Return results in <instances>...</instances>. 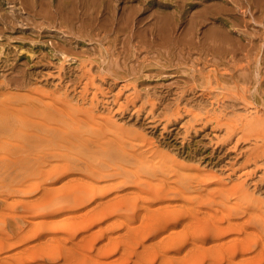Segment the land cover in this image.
I'll use <instances>...</instances> for the list:
<instances>
[{
    "label": "rangeland",
    "instance_id": "obj_1",
    "mask_svg": "<svg viewBox=\"0 0 264 264\" xmlns=\"http://www.w3.org/2000/svg\"><path fill=\"white\" fill-rule=\"evenodd\" d=\"M25 1L0 0V240L4 241L7 235L6 238L9 237L7 239H10L11 245L14 242L13 247L10 246L11 249L5 247L7 251L3 249L4 252L1 250L0 254L9 253L11 254L10 259L13 260L17 249H23L26 245L25 247L29 248L25 254V257L28 254L26 264L28 262V264H63L62 256L55 257L57 254L54 253L55 251L51 252L53 255L55 254V262H52L53 258L48 257L49 254L53 257L49 252L51 247H54L55 250L58 247L56 246L57 242H54L55 244L51 242V236H49V234L52 235V226L55 225L58 217L67 216L66 214L69 213L68 217H74L73 219L78 221L79 217L77 216L81 215L79 222L83 226L81 228H84L85 222L88 221L84 220L89 214V218L91 217L90 219L95 221L94 218L100 215H98V211L105 213L107 210L109 216H105V213L103 214L104 218L102 215L99 216L100 220L92 221L93 224L89 220V225L88 222L87 225L90 228L87 227V230L82 229L81 231L80 228L77 231V236L70 239V242L67 241L66 232L63 234L67 237L61 234L60 240L66 244L68 242L67 245L70 247L82 248V250L83 247L86 250L89 246H93L91 249L89 247L87 252L83 251L98 256H95L98 261L103 257L102 253H100L101 257L97 254L98 251H102L99 250L100 247L103 245V249L108 247V255H104L102 259L105 264H108L107 260L120 264L119 261L122 258L128 259L123 264L131 262V264H135L134 261L137 264H264V0H55L58 4L54 0H41L40 4L37 2L38 0ZM238 1L240 2L238 3ZM228 9L231 10L228 11ZM166 16L167 18H163ZM161 19L163 24H161ZM237 37L241 40V44H239L240 40L236 39ZM227 45L229 47H226ZM230 75L233 77L232 79L228 77ZM35 95L37 96L36 100L33 98ZM31 100L42 103L38 102V108L35 109L29 105ZM44 106H49L50 112L47 115L39 116L38 113ZM89 108L91 109L89 110ZM60 109L78 112L84 120L88 117V122L91 121L89 120L91 117H94L95 122H89L87 125L86 123L73 125L72 117L61 116ZM88 111L92 114H88ZM85 115L88 116L85 118ZM251 115L254 117L251 118ZM104 117L117 121L114 124L124 125L123 129L120 127L121 130H119L118 125L115 124V126L113 121L110 122L108 119L104 120ZM243 117L247 119H243ZM103 122H106L107 127L116 128L118 126L116 129L114 128V131L122 132V134L118 132L121 137L116 133L122 142L125 139V137L122 139L123 136H126L128 132L126 139L131 140L130 145L135 143L134 147L144 148L143 146H146L143 149L145 151L152 148L153 151L158 149L166 151L165 153L168 152L165 154L168 159L166 165L170 164V172L172 168L175 170L171 174L168 170L169 174L165 173L163 176V172H166L165 168L168 166L165 165V162L161 163L164 165L165 171L163 170L162 176H159L161 173L158 172L157 180H150L152 185H154V181H159L158 178L165 183L166 177L168 178L166 183L172 186L179 187L181 184L186 186L184 193L174 190V193L171 191L165 198L164 203L161 199L154 202V205L157 204L156 209L152 206L154 209L149 213L151 215L153 212V219L149 216L150 219L147 217V220L146 215L148 216V214L143 213L144 208L139 209L143 200L139 197L141 194V197H148V194L145 196L143 194L146 192H141L140 196H136V199L138 198L137 200L140 201L136 200L137 203L135 202L134 205L132 200L135 197L131 194L139 193V190L129 187L126 188L128 190L126 192L127 190L118 189L114 184L115 189L114 186L112 187L114 180L106 178L107 181L102 177L103 173L93 175L91 181L98 183V186L101 182H103L101 185L103 184L105 187L107 182L108 185L111 184L112 188L109 191L106 187L109 193L106 191V194L100 195L101 199H104V205L108 203L106 207L102 205L103 201L97 194L96 202L98 204L100 201V206L102 205L106 209L105 211L102 206H92L94 200L87 201L85 204L79 203L81 204L79 206H77V201H75L76 204L71 202V210L68 207L67 211L63 206H60L61 202L70 201V199L65 200L70 192L82 195L84 189L90 197L95 192L92 188H98V191L99 187L103 188L101 185L96 186L93 182V185L89 186L91 183H89L90 179H87L88 173L74 171L71 174L72 178L69 179L65 175V171V174L64 172L60 174L56 171L58 166L55 168L56 165H63L64 162H69L70 167L73 166L75 161L73 158L75 159L81 154L75 144L66 142V138L72 131H83V135H86L90 128L98 130L101 128L99 126H105L106 124ZM107 127L104 128L107 129ZM111 128L108 129L111 130ZM34 129L38 134L32 138L31 134ZM114 131L110 133L106 130L104 132L106 137L102 135V140L109 141V137L112 140ZM128 139L123 143H126ZM128 142L126 145L129 146ZM140 147L139 150L142 151ZM154 148L156 149L154 150ZM169 159L174 162H169ZM71 162L72 164H70ZM21 163L23 165H20ZM24 163L31 166L35 164L33 166L35 169L28 165L24 166ZM39 163H43L42 170L39 169L41 166ZM159 163L160 161L155 159L152 164L150 163L151 168L154 165L159 166ZM175 163L177 164L174 166ZM68 165L66 164L70 168ZM116 165L117 163H115ZM12 166L13 169L19 166L23 171L27 166L25 175L28 176L23 175L24 172H21L22 170L19 168L14 171ZM118 166L116 167H122V165ZM134 166L132 165V169H137ZM28 167L29 171H27ZM36 170H38L37 173L32 172ZM52 170L59 173L58 177H56L57 173L53 174ZM8 173H10L9 176ZM15 174L17 176L15 181L20 178V181L18 179L15 182V184L19 182L15 187L17 191L13 188L14 186H11L14 181L9 183L11 190L8 189V182L13 180V178L10 180V177H15ZM52 174L55 175L54 178ZM60 175L61 177H59ZM22 176L24 177L22 178ZM93 177L98 179L94 178V181ZM65 178H68L70 182L67 181L68 179L65 181ZM187 185L190 187H188L189 190ZM69 186H72L73 189ZM150 186L149 184L147 187L148 193L151 189ZM25 187L30 190L28 195H23L26 193ZM21 188L25 191H22ZM42 188H48L44 190L45 194ZM213 188L216 189L213 190ZM184 189L183 187L181 190ZM114 190L119 193L115 194ZM91 191L94 192L89 193ZM102 191L105 193V190L101 189V193ZM111 192L113 196H119L121 193L130 195L124 196L126 202L122 196H119L115 201V196L109 197ZM177 192L179 193L176 194ZM96 193L98 192L96 191L94 194ZM182 193L185 196H182ZM230 193L232 194L230 195ZM72 194H70L71 198ZM173 194V198L170 197ZM179 194H182V197L179 198ZM38 195H42L40 197L44 201L52 200L49 201V204H53V200L59 202H55V204H59V207L55 205L58 207V209L56 208L57 212L53 205L54 212L50 211L53 214L51 213V216L49 214V217L45 216L46 219L49 218L47 220L49 222L54 216L56 220H52L51 224L54 221L53 225L41 216L42 210L39 209L40 207L43 209L47 202L40 205V202L43 201ZM58 196H61L62 199L64 197V200L62 201L59 197L61 199L59 201ZM130 196L133 197L131 201L129 200ZM224 196H227L228 199L225 200ZM92 197L94 198V196ZM211 197H214L217 204L222 199L219 201L221 205H217L218 208L215 207L214 202L215 206H212V203L210 205ZM215 198L219 200L217 199L216 202ZM106 200L108 201L106 202ZM13 201H17V203L13 204ZM26 201L28 204L38 202L35 205H30L32 208L28 209L29 205L26 204ZM144 201L149 202L146 198ZM19 202L22 206L24 205L22 208H20ZM128 202L133 206H130ZM114 204L115 207L110 208ZM25 205L28 214L26 210L23 211ZM89 205L97 210L96 213L94 209L93 211L90 209ZM234 205L239 209H233ZM117 206L123 210H118ZM127 206L137 207L133 210L136 215L133 211L131 212L132 209L130 210V220L129 213L126 214L127 211L129 212V209H125ZM229 206L236 212L230 210L228 214L224 207ZM86 209H90L97 216H92L94 213L91 214V211L88 210V212ZM185 209L187 212L184 211ZM20 210L26 214L21 216ZM149 211L144 209V212L148 213ZM223 211L226 212L224 215H222ZM231 212L235 214L233 215ZM39 214L42 218L37 217ZM121 214L127 215V219L123 218L125 215L120 216ZM132 214H134L135 220L131 219ZM16 215L20 218L18 219ZM225 216H228L229 219H226ZM106 217L107 219H105ZM116 217L119 218L116 219ZM16 219H18L17 222ZM114 219L122 221L121 224L117 221L114 222ZM23 220L26 224L21 225ZM38 220H40L38 226L46 227L47 231L42 232L43 230L38 229L37 224L35 226ZM42 220L46 221L45 226H40ZM107 222L108 224L110 222L117 223L116 227L120 224L119 230L116 227L114 230L106 228L108 232L112 231L111 234L106 232L105 228L100 229ZM114 223L113 226H115ZM46 224H48L47 226L50 224L49 228L52 230L48 229ZM98 224H100L99 228ZM153 225L155 232L153 230L147 233ZM106 226L109 227V225ZM96 227L98 231L95 230ZM30 228L33 229V233L30 232ZM71 228V230L75 229ZM25 229L27 231H24ZM144 229L148 230H145L144 233L141 232ZM6 230L8 231L5 232ZM136 230H139V233ZM94 231L98 232L96 235L98 239H96ZM215 231H218L215 234L217 237L207 235V233ZM69 232L67 233L69 234ZM89 232L94 237L88 234ZM99 232H101V236H98ZM114 232L116 236L113 239L111 236L114 235ZM18 233L29 234L22 236ZM132 233H136V235ZM141 233L142 236L146 233L145 237H142ZM108 234H110V238L107 236ZM129 234L131 238L128 237ZM137 234L140 239L143 238L144 249L141 247L140 241H137ZM133 235L135 238L137 237L135 242H132L135 239ZM104 241L108 243H104ZM88 242L90 244L86 247L85 244ZM14 244H17L19 248ZM167 244L169 247H166ZM109 247L114 248L115 251ZM134 247L140 251L137 261L134 260L136 257L129 253L135 249ZM45 249L46 253L44 254ZM96 250L97 253L92 254ZM12 251L15 252L11 253ZM118 252H122V254L118 255ZM41 253L44 255H40L43 259L39 258L38 254ZM86 253L84 255L88 257ZM13 254L15 255L12 256ZM123 254L128 256L124 257ZM37 255L39 259L37 257L35 259ZM84 255H75L74 257L79 259H72V262L77 264L82 259H86L83 264L91 262ZM148 255L151 256L150 259L155 256V259L148 260V262ZM30 256L35 260L30 259ZM116 256L121 258L118 257L116 260ZM111 257L116 258L115 261L114 259L113 261L109 260ZM76 259L78 261L74 262Z\"/></svg>",
    "mask_w": 264,
    "mask_h": 264
},
{
    "label": "bare ground",
    "instance_id": "obj_2",
    "mask_svg": "<svg viewBox=\"0 0 264 264\" xmlns=\"http://www.w3.org/2000/svg\"><path fill=\"white\" fill-rule=\"evenodd\" d=\"M27 1V0H26ZM25 1V2H26ZM44 1V0H43ZM55 1V0H54ZM61 1V0H60ZM234 1V0H233ZM245 1V0H244ZM249 1V0H248ZM32 2V1H31ZM37 2H39V4H40V2H41V0H38ZM49 2V1H48ZM56 2V1H55ZM54 2V3H55ZM59 2V1H58ZM71 2H73V1H71ZM236 2V1H235ZM240 1H238V3H239ZM256 2V1H255ZM52 3V2H51ZM57 3V2H56ZM245 3H247V2H245ZM257 3V2H256ZM47 4V3H46ZM58 4V3H57ZM248 4V3H247ZM256 5V4H255ZM234 7V6H233ZM240 7H241V5H240ZM247 7V6H246ZM237 8V7H236ZM251 8H253V7H251ZM260 9V8H259ZM259 9H257V10H259ZM229 10H231V9H228V11ZM236 10V9H235ZM261 10V9H260ZM264 10V9H263ZM238 11V10H237ZM67 12V11H66ZM260 12V11H259ZM258 12V13H259ZM123 13V12H122ZM233 13V12H232ZM114 14V13H113ZM205 14V13H204ZM231 14V13H230ZM234 14V13H233ZM242 14V13H241ZM259 15H260V13H259ZM258 15V16H259ZM104 16H106V15H104ZM147 16V15H146ZM201 16V15H200ZM199 16V17H200ZM264 16V15H263ZM147 17H149V16H147ZM163 18H167V16L166 17H163ZM162 18V19H163ZM173 18V17H172ZM171 18V19H172ZM253 18V17H252ZM251 18V19H252ZM102 19V18H101ZM143 19H145V18H143ZM159 19V18H158ZM161 19V20H162ZM169 20H170V17L168 18ZM254 19V18H253ZM76 20V19H75ZM222 20V19H221ZM264 20V19H263ZM102 21V20H101ZM141 21V20H140ZM143 21V20H142ZM158 21V20H157ZM189 21H190V19H189ZM251 21V20H250ZM137 22V21H136ZM159 22V21H158ZM163 22V20L161 21V24H163L162 23ZM158 24V23H157ZM77 25V24H76ZM155 25V24H154ZM160 25V24H159ZM188 25V24H187ZM236 25V24H235ZM164 26H165V24H164ZM172 26H173V24H172ZM159 27V26H158ZM162 27V26H161ZM160 27V28H161ZM189 27V26H188ZM215 27V26H214ZM240 27V26H239ZM141 28H143V27H141ZM166 28V27H165ZM252 28V27H251ZM70 29V28H69ZM242 29H244V28H242ZM145 30V29H144ZM162 30V29H161ZM161 30H159V31H161ZM163 30H164V27H163ZM188 30H190V29H188ZM193 30V29H192ZM257 30V29H256ZM262 30V29H261ZM165 31V30H164ZM168 31V30H167ZM206 31V30H205ZM163 32V31H162ZM202 32V31H201ZM225 32V31H224ZM243 32V31H242ZM165 33V32H164ZM207 34H208V32H207ZM207 34H205V35H207ZM214 34V33H213ZM212 34V35H213ZM223 35V34H222ZM163 36V35H162ZM240 36V35H239ZM253 36V35H252ZM155 37V36H154ZM213 37V36H212ZM211 37V38H212ZM247 37V36H246ZM163 38V37H162ZM161 38V39H162ZM165 38V37H164ZM227 39L229 38V37H226ZM241 38V37H240ZM230 39V38H229ZM232 39V38H231ZM237 40L239 39L238 37L236 38ZM248 39V38H247ZM226 40V39H225ZM224 40V41H225ZM234 40V39H233ZM240 40V39H239ZM238 40V41H239ZM258 40V39H257ZM212 41V40H211ZM227 41V40H226ZM201 42H203L202 40H201ZM222 42V41H221ZM217 43V42H216ZM224 44H225V42H224ZM228 44V43H227ZM239 44H241V40H240V43ZM215 45V44H214ZM246 45V44H245ZM245 45H242V46H244L245 47ZM248 45V44H247ZM212 46H213V44H212ZM224 46V45H223ZM239 46V45H238ZM65 47V46H64ZM226 47H229L228 45L226 46ZM232 47V46H231ZM262 47V46H261ZM237 48V47H236ZM239 52V51H238ZM57 53H58V51H57ZM208 54V53H207ZM211 56V55H210ZM244 56V55H243ZM242 56V57H243ZM215 58V57H214ZM218 58V57H217ZM228 58H230V57H228ZM212 59H213V57H212ZM212 59H210V60H212ZM232 61V60H231ZM202 64V63H201ZM63 66V65H62ZM237 72V71H236ZM228 77H230L231 79L233 78V77H231V75L230 76H228ZM69 78V77H68ZM105 78V77H104ZM236 78V77H235ZM5 83V82H4ZM264 84V83H263ZM225 86V85H224ZM231 90V89H230ZM44 92V91H43ZM42 93V92H41ZM43 94H45V93H43ZM39 95V94H38ZM201 96V95H200ZM206 96V95H205ZM35 97H37L36 95L33 97L34 99H35ZM39 97V96H38ZM30 98V97H29ZM41 98H42V96H41ZM40 98V99H41ZM211 98V97H210ZM24 99H26V98H24ZM32 99V98H31ZM65 99H66V97H65ZM208 99V98H207ZM36 100V99H35ZM35 100H31L30 102H29V105L32 107V108H38L37 107V104H38V102H36ZM39 100V99H38ZM64 101V100H63ZM204 102V101H203ZM39 103H42V102H39ZM65 103V102H64ZM106 103V102H105ZM243 104H245V103H243ZM248 104V103H247ZM44 105V104H43ZM107 105V104H106ZM27 106V105H26ZM30 106H27V107H29V108H31ZM109 106V105H108ZM80 107V106H79ZM119 108H120V106H118ZM219 107V106H218ZM217 107V109H219ZM246 107V106H245ZM60 108H62L61 106H60ZM78 108V107H77ZM224 108V107H223ZM247 108H248V106H247ZM41 109V108H40ZM63 109V108H62ZM83 109H85V108H83ZM88 109V108H87ZM86 109V110H87ZM91 108H89V110H90ZM249 109V108H248ZM122 110V109H121ZM225 110V109H224ZM250 110V109H249ZM248 110V111H249ZM79 111V110H78ZM94 111V110H93ZM223 111V110H222ZM245 111H246V108H245ZM258 111V110H257ZM31 112V111H30ZM50 112V107L49 106H44V107H42V109L39 111V113H38V115L39 116H44V115H47L48 113ZM253 112H255V111H253ZM88 114H92L90 111H88L87 112ZM87 113H84V114H87ZM224 113V112H223ZM246 113H248L249 114V112H246ZM256 113V112H255ZM254 113V114H255ZM257 113H259V112H257ZM59 114L61 115V116H64L65 118L67 117V116H71L72 117V123H73V125H79V123H81V124H85L86 123V125L87 124H89V122H92V121H94L95 120V118H94V120H93V118L91 119H89V120H91V121H89L88 122V115L86 116H84L85 118H86V120H84V118H81V116L79 115V113L77 112V113H74V112H72V111H70V110H67L66 109V111H62L61 109H60V112H59ZM83 114V115H84ZM94 115V114H93ZM217 115V114H216ZM219 115V114H218ZM224 115V114H223ZM227 115V114H226ZM259 115H261V114H259ZM151 116V115H150ZM243 116V115H242ZM256 116H258V115H256ZM255 116V117H256ZM254 116H252L251 115V118H253ZM259 117V116H258ZM102 118V117H101ZM112 118V117H111ZM215 118V117H214ZM245 117H243V119H244ZM263 118V117H262ZM104 120H107L108 119V121H110V122H112L113 124H114V122H116L117 123V121H115V120H113V119H111V120H109V118H106L105 119V117L103 118ZM242 119V118H241ZM245 119H247V118H245ZM253 121V120H252ZM95 122V121H94ZM255 122V121H254ZM115 123V124H116ZM251 123H253V122H251ZM103 124H106V122L104 123L103 122ZM114 124V125H115ZM249 124V123H248ZM91 125V124H90ZM116 125H118L119 126V130H121V128L120 127H122V126H124V125H121V124H116ZM115 125V126H116ZM245 125V124H244ZM99 126V125H98ZM106 127L108 126L107 124L105 125ZM105 126H99V127H101L100 129H98L97 130V128L95 129V130H97V131H95L94 129H92L91 130V128H90V130H88L89 132H87L86 133V135H83L84 133H83V131H77V130H75V131H72L69 135H68V137L66 138V142H68V143H71V144H75L76 145V147H78L79 149H80V151H81V154L79 155V156H76L75 157V159L73 158V160H75L73 163H74V165L72 166L71 165V167L68 165V163L69 162H64L63 163V165H64V167H63V165L61 164V165H56L55 166V168H57V166H58V169L56 170V171H58L60 174H63V172L65 171L66 172V174H65V172H64V174L65 175H67V177L69 178V179H71L72 177H71V174H73L74 173V171H80V172H83V173H88L87 175L89 176H87L86 174H84V175H86L87 176V179H90L89 180V183H91L89 186H91V185H93L92 184V182L93 181H91V178H92V176L94 175V176H96L95 174H102L103 173V175H102V177H104L105 179L106 178H111V180L113 179L114 180V183H112V187L114 186V184H116L115 186H117L116 188H118V189H125V191L127 190L126 188H129V187H133L135 190H139V193L137 192H135V194H134V192H133V194H131L132 196L134 195V199H133V197L132 196H130L129 198V200L131 201L132 199V203L135 205V202H136V200L138 199H136V196H140V194H141V192H146V193H143L144 194V196L145 195H147L148 194V197L146 196V197H141L142 196V194H141V196L139 197L141 200H142V203H141V206L139 207V209L141 208V209H145L146 211H148V210H150L148 213L147 212H144V209H143V213H146V214H148V216L146 215V219H147V217H152V213H151V215H149V213L151 212V210L152 209H154V207L157 205H154V202H156L157 200H163V203H164V201H165V198L169 195V193L172 191H183V193H184V191L186 190V186L185 185H183L182 186V184H181V186H172V185H170V184H168V183H166V181H167V179L168 178H166L165 177V183H163V178L161 179L162 181H160V179L158 178V180L159 181H154L153 183H154V185H152L150 182L152 181V180H157V175H159V173H161V175H159V176H162V172H163V170H164V165H161V163L163 164V162H165V165H166V163L168 162V159L165 157V154H167V153H165V152H163V151H159L158 149H156V148H154V150L156 149V150H158L157 152H158V154H157V152H156V150L155 151H153L152 150V148L151 149H149V150H151V151H149V150H147L148 148H150V147H148L146 150L147 151H145V150H143L146 146H143L144 148H142V147H140L139 145V147L140 148H142V151H140L139 150V147H134L135 145V143L134 144H132V145H130L129 143H131V140H129L128 138V144H129V146L128 145H126V143H123L124 141H126L127 139H126V137H127V133H126V136H123V138L122 139H124V137H125V139L123 140V142L121 141V139H120V137H121V135L119 134V133H121L122 134V132H119V130H118V132H117V130H115L114 131V128H111V127H107V129L106 128H104ZM110 126V125H109ZM117 126V127H118ZM116 127V128H117ZM95 128V127H94ZM108 128H111V130L110 129H108ZM115 128V129H116ZM76 129V128H75ZM105 129V130H104ZM122 129H123V127H122ZM126 129V128H125ZM104 130V131H103ZM106 130H108L109 132L110 131H114V135L111 137V139L112 140H110V137H109V141L107 140H102V135H104V132H106ZM113 131L112 132H110V133H113ZM123 131H125V130H123ZM110 133H107V134H109L110 135ZM120 135V137L117 135ZM124 134H125V132H123ZM38 133H37V130L36 129H34V131H33V133L31 134V136H32V138H34L36 135H37ZM106 134V135H107ZM104 137H106L105 135H104ZM115 137V138H114ZM108 138V137H107ZM106 138V139H107ZM133 143V142H132ZM74 145V146H75ZM134 145V146H133ZM137 145V144H136ZM141 145V144H140ZM147 145V144H146ZM133 146V147H132ZM151 146V145H150ZM154 147H156V146H154ZM137 148V149H136ZM160 150H162L161 148H160ZM161 152H162V155H161ZM164 153V154H163ZM157 160V161H160V163H159V166H156V165H154L153 166V168H151V164H152V162L154 161V160ZM171 159H172V157H171ZM171 159H169V162L171 161L172 163L174 162V161H172ZM44 162V161H43ZM115 163H117V165L116 166H118V164H121L122 165V167H120V168H117L116 166H115ZM151 163V164H150ZM19 164V163H18ZM38 164V163H37ZM40 164V163H39ZM43 164V163H42ZM42 164H40L41 166H42ZM45 164V163H44ZM66 164L70 167V168H68L67 166H66ZM70 164H72V162L70 163ZM155 164H157L156 162H155ZM177 163H175L174 164V166L176 165ZM20 165H23L22 163L20 164ZM25 165H28V164H26V163H24V166ZM35 164H32V166L31 165H28V166H30L31 168L34 166ZM40 165H38V166H40ZM121 165H119V166H121ZM132 165L134 166V168H136L137 167V169H132L133 167H132ZM158 165V164H157ZM161 165V166H160ZM14 166H16L15 164H14ZM38 166H37V168H38ZM39 167V169H41V168H43L44 166H42V167ZM118 166V167H119ZM166 166H168V168H165V170H166V172H163V176H164V174L165 173H167L168 172V170H169V173L171 174L172 173V171L174 172V170H173V168H172V171L170 172V170L171 169H169V166H170V164L168 163V165H166ZM165 166V167H166ZM172 166H173V164H172ZM23 167V166H22ZM73 167V168H72ZM171 167V166H170ZM19 168V166H17L16 168H14V169H18ZM27 168V166L25 167V169ZM34 169H35V167H33ZM55 168H53L54 170H55ZM61 168V170L59 171V169ZM62 168H64V169H62ZM12 169H13V166H12ZM13 169V170H14ZM20 169V168H19ZM24 169V171H23V169L21 168L20 170H22L21 172H24V174L23 175H25V172H26V170ZM30 170H33V169H30ZM42 170V169H41ZM41 170H39V171H41ZM67 170V171H66ZM164 170V171H165ZM15 171V170H14ZM19 171V170H18ZM27 171H29V167H28V169H27ZM53 171V170H52ZM69 171V172H68ZM12 172V171H11ZM32 172H38V170H36V171H32ZM58 172H55V171H53V174H55V173H57V175H56V177H58V175H59V173ZM159 172V173H158ZM16 174H19V173H17V172H15ZM29 174H30V172H28ZM169 173H167L166 175H168ZM14 174V173H13ZM16 174H15V177H10V180H12V178H13V180L11 181V182H8V184L10 183H12L13 181V183H14V185H13V183L11 184V186H14L13 188H15L17 185H18V183L17 184H15V182L18 180V181H20V178H18L16 181H15V178H17V176H16ZM52 174V176H53V178H54V176L55 175H53ZM7 175V174H6ZM10 175V173H8V176ZM22 175V174H21ZM51 175V174H50ZM83 175V174H82ZM83 175V176H84ZM25 176H28V175H25ZM20 177V176H19ZM24 176H22V178H23ZM59 177H61V175L59 176ZM65 177V176H64ZM98 178L100 177V175L99 176H97ZM97 177H93V179L94 178H97ZM50 178H52V177H50ZM52 178V179H53ZM68 178H65L64 180L66 181V179H68ZM97 178V179H98ZM103 178V179H104ZM161 178V177H160ZM63 179V178H62ZM69 179L67 180V181H69ZM96 179V180H97ZM100 179H102V178H100ZM102 179V180H103ZM197 179V178H196ZM55 180H56V178H55ZM101 180V181H102ZM107 181H108V179H106ZM105 180V181H106ZM151 180V181H150ZM187 180V179H186ZM63 181V180H62ZM61 181V182H62ZM94 181H95V179H94ZM99 181V180H98ZM22 182V181H21ZM70 182V181H69ZM86 183H87V180L85 181ZM84 182V183H85ZM100 182V181H99ZM113 182V181H112ZM185 182V181H184ZM187 182V181H186ZM59 183V182H58ZM67 183V182H66ZM94 183V182H93ZM101 183H103V182H101ZM101 183H99L100 185H101ZM108 183V182H107ZM105 184V185H107L106 187H107V189H108V191L112 188L110 185H108V184ZM157 183H159V184H157ZM162 183V184H161ZM193 183V182H192ZM7 184V185H8ZM10 184H9V190H11V188H10ZM94 184H96V186H98V183H94ZM151 185L150 187H151V189L149 190V193L147 192L148 190H147V187H148V185ZM186 184V183H185ZM188 184H190V183H188ZM99 185V186H100ZM73 186V185H72ZM72 186H69V187H71V189H73V187ZM95 186V188H97ZM98 186V187H99ZM101 186H103V184L101 185ZM109 186V187H108ZM115 186H114V188H115ZM20 187H22V186H20ZM47 187V186H46ZM105 186H103V188H104ZM106 187L103 189L102 187L100 188L99 187V191L97 190V189H93L92 188V190H95V192L97 191L98 193H96V194H94L92 191L91 192H89V193H93V195L91 194L90 195V197H89V194H88V192H87V194L85 193V191H84V189L82 190V195H81V193H80V195L78 194V193H75V192H72L73 194H74V196H73V194L70 192V194H72L71 196H72V198L70 197V194L68 195V198H65V200L66 199H70V201L68 202V201H64L63 203L61 202V204H60V206H63L64 208H65V210L69 207V210H71V204L72 203H75V201H77L76 203L78 204L77 206H79V205H81V204H79V203H83V204H85V202H87V201H92V200H94L93 202H94V205H92V206H100V201H98V204H97V202H96V199H98V196H97V194L99 195V197H100V195L102 196V194H106L108 191H107V189H106ZM185 188L184 190H181L182 188ZM189 186L187 185V188H188ZM115 188V189H116ZM190 188V187H189ZM189 188H188V190H189ZM192 188V187H191ZM216 188H218V189H222V188H219V187H216ZM216 188H213V190L214 189H216ZM16 189V191H17V188H15ZM25 189H26V187H25ZM25 189H23V188H21V190L23 191H25ZM28 189V188H27ZM26 189V193H22L23 195H28L29 193H28V191H30L29 189L27 190ZM48 189V188H47ZM46 188L45 189H43L42 188V191L44 192V194H45V192L46 191H44V190H47ZM70 189V190H71ZM101 189L102 190H105V193H104V191H102V193H101ZM117 189V190H118ZM133 189V190H134ZM208 189H210V188H208ZM8 190V191H9ZM20 190V189H19ZM40 190V189H39ZM69 190V189H68ZM74 190H76V189H74ZM89 190H91L90 188H89ZM130 190V189H129ZM144 190V191H143ZM212 190V189H211ZM15 191V190H14ZM15 191V192H16ZM21 191V192H22ZM33 191V190H32ZM35 191V190H34ZM42 191H39V192H41L42 193ZM83 191H84V194H83ZM107 191V192H106ZM116 190H114L113 192H115ZM125 191H123V192H125ZM205 191V190H204ZM219 191V190H218ZM14 192V193H15ZM20 192V191H19ZM77 192H78V190H77ZM122 192V191H121ZM126 192H128V190L126 191ZM190 192V191H189ZM216 192V191H215ZM10 193H12L11 191H10ZM13 193V194H14ZM28 193V194H27ZM101 193V194H100ZM109 193V192H108ZM117 192H115V194H116ZM119 193V192H118ZM117 193V194H118ZM130 193V192H129ZM174 193V192H173ZM179 192H177L176 194H178ZM182 193V194H183ZM185 193H188V192H185ZM232 193H233V190H232ZM232 193H230V195L232 194ZM43 194V195H44ZM77 194V195H76ZM128 194V193H127ZM126 193H125V195L123 194V193H121L119 196H122L123 197V200H124V202H126L125 200L126 199H124V196L126 197V195H127ZM136 194H138V195H136ZM150 194V195H149ZM182 194H179L178 196H179V198L180 197H182V196H185L184 194L182 195ZM234 194V193H233ZM128 195H130V194H128ZM182 195V196H181ZM22 196V195H21ZM39 196V195H38ZM40 196H42V195H40ZM39 196V198L41 199V197ZM45 196V195H44ZM43 196V197H44ZM92 196H94V198L92 197ZM110 196H112V197H114V199H115V201L118 199V197L119 196H117V195H112V192H111V195H109V197ZM117 196V197H116ZM149 196H151L150 197V199H149ZM173 196H174V194L173 195H171L170 197H172L173 198ZM176 196V195H175ZM188 196V195H187ZM187 196H186V198H187ZM217 196V195H216ZM215 196V197H216ZM23 197V196H22ZM62 199V197L61 196H58V199H59V201H61V199ZM77 197V198H76ZM105 197V196H104ZM112 197H111V199H112ZM220 196L218 195V198H219ZM225 197V200L226 199H228V197L227 196H224ZM48 198V197H47ZM106 198V197H105ZM144 198H146V200L148 199L149 200V202L148 201H144ZM176 198V197H175ZM212 198V197H211ZM214 198V197H213ZM212 198V199H213ZM217 198V199H218ZM38 199V198H37ZM39 199V200H40ZM58 199H56V200H58ZM72 199V200H71ZM100 199H101V197H100ZM106 199H108V198H106ZM210 200V205H212V206H215L214 205V203H215V200L213 199V200ZM216 199V198H215ZM216 199V202L219 200H217ZM21 200V199H20ZM19 200V201H20ZM24 200H25V198H24ZM28 200V199H27ZM35 200V199H34ZM64 200V197H63V199H62V201ZM73 200H74V202H73ZM102 200V199H101ZM104 200V199H103ZM102 200V201H103ZM113 200V199H112ZM123 200H122V202H123ZM174 200V199H173ZM176 200V199H175ZM220 200H222V199H220ZM219 200V201H220ZM29 201V200H28ZM30 201H31V199H30ZM41 201H43V202H40L41 204L40 205H42L44 202H47V203H45L44 204V208L42 209V207H40V209L39 210H42L41 212H40V214H41V216L44 218L45 216H47L48 215V217H49V214H50V216H51V213L52 212H50L52 209H54V208H52L53 207V205H54V207H55V205H59V204H55V202L56 203H59V202H57V201H54L53 200V204L52 203H50L49 204V201H44L43 199H41ZM52 201V200H51ZM50 201V202H51ZM101 201V202H102ZM108 200H106V202H107ZM114 201V200H113ZM119 201H120V199H119ZM134 201V202H133ZM137 201H140V200H137ZM145 203H144V202ZM167 201H168V199H167ZM212 201V202H211ZM218 201V204L217 203H215L216 204V206L215 207H217V205H221L220 204V202ZM14 202H16L17 203V201H13V204H14ZM38 202V201H37ZM37 202H31V203H29L28 204V202L26 201V204L27 205H29L28 206V209H30V208H32V207H30V205H35V204H37ZM72 202V203H71ZM214 202V203H213ZM222 202V201H221ZM11 203V202H10ZM20 203V202H19ZM24 203H25V201H24ZM75 203V204H76ZM114 203V202H113ZM112 203V204H113ZM129 204V202H128V204L131 206H133V204ZM137 203V202H136ZM212 203V204H211ZM12 204V203H11ZM89 204V203H88ZM92 204V203H91ZM96 204V205H95ZM106 204V203H105ZM108 204V203H107ZM106 204V205H107ZM111 204V203H110ZM111 204V205H112ZM118 204V203H117ZM116 204V205H117ZM121 204V203H120ZM122 204H124V203H122ZM159 204V203H158ZM20 205H21V207L20 208H22L23 206H22V204L20 203ZM102 205L104 206V207H106V205H104V201L102 202ZM101 205V206H102ZM26 206V205H25ZM72 206H74V205H72ZM76 205L74 206V207H77ZM90 206V209L93 211V209H94V207H92L91 205H89ZM89 206H88V208H89ZM100 206V207H101ZM102 206V208L104 209V207ZM118 206H120V205H118ZM117 206V208H119ZM128 207L127 206V208H125L126 210H128L129 209V212L127 211V213L126 214H128V218H129V216H130V210H131V212L134 210V208H135V206L134 207ZM136 206H137V204H136ZM152 206H154V207H152ZM211 206V207H212ZM235 206V207H234ZM234 206H232V208L233 209H239V207H236V205H234ZM238 206V205H237ZM36 207H38V206H36ZM59 207V206H58ZM58 207H55V211H56V208L58 209ZM62 207V208H63ZM83 207V206H82ZM84 207H85V205H84ZM92 207V208H91ZM111 207H115V204L113 205V206H110V208ZM121 207V206H120ZM123 207H124V205H123ZM25 209L23 210V211H25L26 210V213L28 214V210H27V206L26 207H24ZM61 208V210H63ZM73 208V207H72ZM80 208V207H79ZM95 208H97V207H95ZM101 208V209H102ZM116 208V209H117ZM137 208V207H136ZM135 208V209H136ZM213 208V207H212ZM218 208V207H217ZM225 208V210H226V212H228V214L230 213V210H233L230 206L229 207H224ZM227 208H231V209H227ZM74 209V208H73ZM90 209H86L87 211L89 210V211H91ZM99 209V208H98ZM122 208H119L118 210H121ZM155 209H156V207H155ZM60 210V209H59ZM68 210V209H67ZM66 210V211H67ZM85 210V209H84ZM100 210V209H99ZM106 209H104V211H105ZM123 210V209H122ZM125 210V211H126ZM221 210H223V209H221ZM224 210V211H225ZM228 210V211H227ZM21 211V213L19 212V214L22 216V215H24V213L22 212V210H20ZM30 211V210H29ZM53 211V210H52ZM64 211V210H63ZM73 211V210H72ZM88 211V212H89ZM90 212L91 214L92 213H94L95 211H97V210H95L94 209V212ZM100 211H102V210H100ZM103 211V212H104ZM142 211V210H141ZM141 211H139L140 213H142ZM153 211H156V210H153ZM182 211H183V209H182ZM184 211H186V209L184 210ZM223 211V212H224ZM54 212V211H53ZM57 212V211H56ZM84 212V211H83ZM82 212V213H83ZM134 212V211H133ZM187 212V211H186ZM222 212V211H221ZM226 212H224L222 215H224ZM233 212H236V211H234L233 210ZM233 212H231L232 214H233ZM25 213V214H26ZM39 213V212H38ZM59 213V212H58ZM96 213V212H95ZM94 213V214H95ZM105 213H106V215L105 216H109V214L107 215V210L105 211ZM105 213H100L99 211H98V215L99 216H103V218L105 217L103 214H105ZM122 213V212H121ZM125 213V212H124ZM135 213V212H134ZM218 213V212H217ZM40 214L39 215H37V217L39 216L40 217ZM53 214V213H52ZM55 214H57V213H55ZM60 214V213H59ZM74 214V213H73ZM80 214V213H79ZM87 214V213H86ZM92 214V216H97V214ZM228 214H226V215H228ZM235 214V213H234ZM233 214V215H234ZM29 215H31V212H29ZM67 216H60V217H58V219H57V221L55 222V225L54 226H52V229L51 228H49L50 227V224H51V222H52V220H56V219H54V216H53V219L51 218V221L49 222V221H47L48 219H46V217H45V219H46V221L48 222V223H50L49 224V226H47L48 224H46V226H47V228L48 229H51L52 230V235H50L49 234V236H51V242H57L58 243V245H57V243H56V246H58V247H56L57 249L55 250V248L54 247H51V250H49V249H47V250H49V252L51 253V252H53V251H55L54 253L56 254H54L55 255V257L57 256V255H60V256H62V259L64 260V263L63 264H67V263H73L72 262V259H75V258H77V257H74L75 255H84L87 251V249H89V242L87 243V244H85V245H87L86 247H88L86 250H85V247H83L84 249L83 250H85V251H83L82 250V248L80 249H77V248H75V247H70L69 245H67L68 244V242H67V244L65 243V242H62L60 239V236H61V234H63L64 232H66L65 234H67L68 235V238H67V241H69L70 239H72V238H74V236L77 234V231L81 228V227H83V226H81L82 224H81V222H79L80 220V217H82L81 215H76L77 217H79V219H78V221H77V219H76V221L72 218V217H68V215H70L69 213H67L66 214ZM75 215V214H74ZM85 215V214H84ZM83 215V216H84ZM123 215H125V214H121L120 216H123ZM135 215H136V213H135ZM143 215H145V214H143ZM143 215H141V216H143ZM220 215V214H219ZM17 216V215H16ZM27 216V215H26ZM72 216V215H71ZM89 216H90V214H89ZM89 216L87 217V219H83L84 221H86V220H90V222L92 223V219H90L89 218ZM99 216H97L96 218H94L95 219V221H93V222H96V221H98V220H100L98 217ZM116 216H118L117 215V213H116ZM134 216V214H132V217ZM140 216V215H139ZM229 216V215H228ZM227 216V217H228ZM251 216H252V214H251ZM28 217V216H27ZM42 217H40V218H42ZM115 217V216H114ZM131 217V219H134V217L132 218ZM144 217V216H143ZM150 217H149V219H150ZM223 217V216H222ZM226 216H225V218L226 219H229V218H227ZM234 217V216H233ZM232 217V218H233ZM17 218L19 219L20 217L19 216H17ZM22 218V217H21ZM24 218H25V216H24ZM89 218V219H88ZM110 218V217H109ZM117 218H119V217H116V219ZM123 218H126L127 219V215H125ZM123 218H121L122 220H123ZM18 219H16L15 221L17 222V220ZM23 219V218H22ZM38 219V218H37ZM96 219H98V220H96ZM105 219H107V217L105 218ZM116 219H114L113 221L114 222H116L117 221V223L119 222V220H116ZM152 219H153V217H152ZM230 219H231V216H230ZM236 219V218H235ZM28 219L26 218V221H27ZM82 220V221H83ZM129 220H130V218H129ZM135 220V219H134ZM148 220V219H147ZM43 221L44 220H42L41 222H42V224H44V225H42V224H40V226H45V223H46V221H44V223H43ZM87 221V222H88ZM112 221V220H111ZM124 221V220H123ZM127 221V220H126ZM133 221V220H132ZM153 221V220H152ZM232 221H234L233 219H232ZM23 222V223H22ZM28 222V221H27ZM80 223V225H78L79 223ZM87 222H85V225H84V228H81L80 229V231L82 230V229H85V230H87L86 228L88 227V225H89V222H88V225H87ZM103 222V221H102ZM104 222H105V220H104ZM113 222V223H114ZM120 222H122V221H120ZM119 222V223H120ZM255 222V221H254ZM20 223V222H19ZM25 222H24V220L23 221H21V225L22 224H24ZM38 223H40V220H38L37 221V223H35V226H36V224H37V227H38V229H42L43 231L42 232H44V231H47V229H46V227H39L38 226ZM83 223V222H82ZM113 223H111L110 222V224H108V222H107V224H105V225H109V227L108 226H106L105 227V225L103 224V226L104 227H100V229L101 228H110V230H114V228L116 227V225H117V223H114L115 224V226H113ZM124 223H125V221H124ZM129 223V222H128ZM128 223H126V224H128ZM173 223H175V222H173ZM229 223H230V221H229ZM236 223V222H235ZM240 223V222H239ZM26 224V223H25ZM54 224V221H53V223L51 224V225H53ZM93 224V223H92ZM92 224H90V225H92ZM97 224V223H96ZM95 224V225H96ZM121 224V223H120ZM120 224H118V226L116 227L117 229H118V227H120ZM130 224V223H129ZM156 224H157V222H156ZM156 224H155V226H156ZM158 224H159V222H158ZM255 224V223H254ZM18 225V224H17ZM77 225H78V227H77ZM99 225L100 224H98V228H99ZM152 225V224H151ZM170 225H172L171 223H170ZM236 225V224H235ZM33 226V225H32ZM31 226V227H32ZM34 226V227H35ZM86 226V227H85ZM127 226V225H126ZM128 226H130V225H128ZM145 226V225H144ZM146 226H147V224H146ZM159 226H161V224H159ZM168 226V225H167ZM18 227V226H17ZM71 227H74L75 229H73V230H71L72 228ZM123 227H124V225H123ZM149 227V226H148ZM157 227V226H156ZM156 227H155V229H156ZM22 228H24V227H22ZM46 229V230H44V229ZM88 228H90V227H88ZM97 228V227H96ZM98 228L97 229H95V230H97L98 231ZM122 228V227H121ZM127 228V227H126ZM133 228V227H132ZM150 228V227H149ZM148 228V229H149ZM163 228V227H162ZM31 229V230H30ZM30 229H28V230H30V232L33 230L32 228H30ZM35 229V228H34ZM99 229V230H100ZM105 229H102V230H105ZM148 229H144V230H142L141 232H143L144 233V231L146 230H148ZM151 230L150 231H147V233L148 232H152L153 230H154V225L150 228ZM23 230V229H22ZM69 230H70V232H69ZM101 230V231H102ZM110 230H109V232L107 231V229L105 230L106 232H108V233H111L112 234V231L110 232ZM116 230V229H115ZM119 230V229H118ZM126 230H128V229H126ZM8 230H6L5 232H7ZM20 231H21V229H20ZM24 231H27L26 229L24 230ZM50 231V230H49ZM49 231H48V233H49ZM79 231V232H80ZM131 231H133L132 229H131ZM138 233H139V230H136ZM157 231V230H156ZM228 231H229V228H228ZM29 232V231H28ZM51 232V231H50ZM67 232H69V234L67 233ZM90 232H92L93 233V231H91L90 230ZM88 233V234H91V236L92 237H94V235H92V233ZM105 232V233H106ZM120 232H122V231H120ZM154 232H155V230H154ZM218 232V231H217ZM216 231L215 232H209V233H207V235L209 236V237H215L216 235V233H217ZM31 233H33V231L31 232ZM40 233H41V231H40ZM46 233V232H45ZM94 233H95V236L97 235V233L98 232H96V231H94ZM100 233L101 232H99V234H98V236H101L100 235ZM103 233V232H102ZM127 233H129V231H127ZM126 232H125V234H127ZM158 233V232H157ZM161 233V232H160ZM222 233H224V232H222ZM19 234V233H18ZM26 235L27 233H23V235ZM29 234V233H28ZM27 234V235H28ZM122 234H123V232H122ZM132 234H135L136 235V233H132ZM146 234V233H145ZM145 234H143V236H142V233H141V236L142 237H145L144 235ZM162 234V233H161ZM160 234V235H161ZM4 235V234H3ZM19 235H22V234H19ZM22 235V236H23ZM24 235V236H25ZM39 235V234H38ZM42 235V234H41ZM47 235V234H46ZM67 235L66 236H64V234H63V236L64 237H67ZM103 235H104V233H103ZM117 235H118V233H117ZM124 235V234H123ZM217 235H219V234H217ZM5 236V235H4ZM7 236V235H6ZM6 236H5V240L4 241H1L0 240V253H2V252H4V250L3 249H5L6 250V248L5 247H10V246H12L13 247V243H12V245H11V242H9V240L10 239H7V238H9V237H7L6 238ZM10 236V235H9ZM30 236V235H29ZM40 236V235H39ZM48 236V237H49ZM62 236V237H63ZM77 236V235H76ZM90 236V235H89ZM90 236V237H91ZM109 238H110V234H108L107 235ZM106 236V237H107ZM114 236H116L115 235V232H114V235H112L111 237L113 238ZM149 236H150V234H149ZM152 236V235H151ZM155 236V235H154ZM44 237V236H43ZM97 237V236H96ZM95 237V238H96ZM103 237V236H102ZM107 237V239H109ZM128 237H130L131 238V235L129 234V236ZM133 237L135 238V236L133 235ZM137 237L140 239V237L138 236V234H137ZM136 237V238H137ZM141 237V239L139 240L138 238H137V241L139 242L140 241V245H141V247L144 249V247L145 246H143L144 245V242H142V240H143V238ZM153 237V236H152ZM151 237V238H152ZM217 237V236H216ZM46 238V237H45ZM94 238V239H95ZM104 238V237H103ZM111 238V239H112ZM136 238L134 239V241L132 240V242H135V240H136ZM25 239V238H24ZM50 239V238H49ZM48 239V240H49ZM63 239V238H62ZM96 239H98V237L96 238ZM114 239V238H113ZM148 239H149V237H148ZM3 240V239H2ZM14 240V239H13ZM65 240H66V238H65ZM64 240V241H65ZM106 240V239H105ZM110 240V239H109ZM23 241V240H22ZM22 241H21V243H22ZM71 241V240H70ZM69 241V242H70ZM92 241V240H91ZM90 241V242H91ZM145 241V240H144ZM147 241V240H146ZM28 242V241H27ZM62 242V243H61ZM93 242H94V240H93ZM110 242H112V241H110ZM131 242V244L133 245V243ZM137 242V243H138ZM95 243V242H94ZM104 243H108L107 241L105 242L104 241ZM180 243H182V242H180ZM18 245L20 244V243H17ZM16 244V245H17ZM23 244V243H22ZM55 244V243H54ZM53 244V245H54ZM118 244V243H117ZM15 244H14V246H16ZM17 245V246H18ZM84 245V246H85ZM94 245V244H93ZM110 245V244H109ZM119 245V244H118ZM174 245V244H173ZM23 246V245H22ZM26 246V245H25ZM24 246V247H25ZM30 246V245H29ZM100 246H102V245H100ZM116 247H117V245H115ZM115 246H113V247H115ZM126 246V245H125ZM179 246V245H178ZM23 247V249H20L19 248V246L17 247V248H19V249H17V251L15 252L16 253V256L15 257H13V260L12 259H10V255L11 254H0V264H26V259L28 258L27 256H28V254H27V256L25 257V254L28 252L27 251V248L25 247L24 248ZM93 247V246H92ZM92 247H90V249L92 248ZM103 247H104V245L102 246V247H100V249L98 248V246H97V248L99 249V250H102V251H98L99 253H97V250H96V252L95 253H92V254H99V256H100V253H102L101 255H103V257H104V255H108V253H107V248L108 247H106V248H104L105 249V251H106V253H105V251H104V249H103ZM166 247H169V245L167 244V246ZM183 247V246H182ZM15 248V247H14ZM13 248V249H14ZM52 248H54V250H52ZM96 248V247H95ZM96 248V249H97ZM112 247H109V249H111ZM135 248V247H134ZM7 249H9V248H7ZM10 249H11V247H10ZM10 249H9V251H10ZM15 249V250H16ZM29 249V248H28ZM46 249L43 251L44 252V254L46 253L45 251H46ZM109 249H108V251H109ZM114 248H112V250H113ZM120 249V248H119ZM1 250H3L2 252H1ZM111 250V251H112ZM7 251V250H6ZM5 251V252H6ZM89 251V250H88ZM94 251V250H93ZM113 251H115V250H113ZM113 251H112V253H113ZM122 251V250H121ZM131 251H133V252H131ZM129 253L131 254H133V257H136V258H134V260H136L137 261V259H139V257H140V251L138 250V249H134V250H131ZM13 251L11 252V253H14ZM48 252V253H49ZM85 252V253H84ZM90 252V251H89ZM110 252V251H109ZM104 253V254H103ZM111 253V252H110ZM117 253V252H116ZM123 253H124V251H123ZM129 253H127L128 255H129ZM52 254V256L53 257H51V255L49 256L48 255V257L49 258H53L54 259V261H52V262H55V257H54V255H53V253H51ZM87 255H88V257L86 256V255H84V256H86L87 257V259H90V261L91 262H86L87 264H92V262H94L95 264H99V261H101V264L103 263V264H105L104 262H102V259H103V257L102 258H100V260L98 261V258H96V257H98V256H96V255H91V253H86ZM121 255L122 254V252L120 253V252H118V255ZM147 254H149V253H147ZM15 254H13L12 256H14ZM39 256L40 255H42V253L41 254H38ZM38 255L37 256H35V259H36V257L38 258ZM47 255V254H46ZM113 255V254H112ZM125 254H123V256H124ZM127 255V256H128ZM146 255V254H145ZM42 256H44V255H42ZM96 256V257H95ZM122 256V257H123ZM126 255L124 256V257H127ZM131 256V255H130ZM129 256V257H130ZM23 257H25V258H23ZM86 257H83L84 259L86 258ZM101 257V256H100ZM115 257V256H114ZM114 257L112 258H109V260H111V261H113V259H114ZM118 257H120V256H118ZM118 257L116 256V260H118ZM149 257H151V256H147V261L148 260H150V261H152V259H155V256H153L152 257V259H150ZM21 258H23L22 260H21ZM30 259H32L33 258V260H35L34 259V257H32V256H30L29 257ZM39 258H42L41 256L39 257ZM38 258V259H39ZM58 258V257H57ZM56 258V259H57ZM82 258V257H81ZM121 258V257H120ZM43 259V258H42ZM77 259H79V258H77ZM76 259V261L74 260V262H77L78 260ZM105 259V258H104ZM108 259V258H107ZM115 259H114V261H115ZM132 259V258H131ZM59 260V259H58ZM70 260V261H69ZM86 260V259H85ZM85 260H80V261H82V263H79V262H77V264L79 263V264H83V262H85ZM106 260V259H105ZM127 258H122L121 259V261H119V262H121L120 264H123L124 262L126 263L127 262ZM129 260H130V258H129ZM134 260H131V261H134ZM62 261V260H61ZM61 261H60V263H61ZM89 261V260H88ZM104 261V260H103ZM139 261V260H138ZM63 262V261H62ZM118 261H117V263H119ZM149 262V261H148ZM29 263V262H28ZM27 263V264H28ZM59 263V262H58ZM93 263V264H94ZM107 263L109 264V263H112V264H116V263H114V262H108V260H107ZM132 263V262H131ZM130 263V264H131ZM134 263L135 264H137V262H135L134 261ZM40 264V263H39ZM42 264V263H41ZM54 264V263H53ZM62 264V263H61ZM73 264H76V263H73ZM85 264V263H84Z\"/></svg>",
    "mask_w": 264,
    "mask_h": 264
}]
</instances>
